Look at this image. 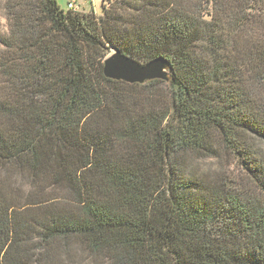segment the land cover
I'll list each match as a JSON object with an SVG mask.
<instances>
[{
  "label": "trees",
  "instance_id": "1",
  "mask_svg": "<svg viewBox=\"0 0 264 264\" xmlns=\"http://www.w3.org/2000/svg\"><path fill=\"white\" fill-rule=\"evenodd\" d=\"M102 5L2 0L0 264H264V0Z\"/></svg>",
  "mask_w": 264,
  "mask_h": 264
},
{
  "label": "water",
  "instance_id": "2",
  "mask_svg": "<svg viewBox=\"0 0 264 264\" xmlns=\"http://www.w3.org/2000/svg\"><path fill=\"white\" fill-rule=\"evenodd\" d=\"M113 49L103 61V73L106 77L128 83H144L153 79L169 80V61L166 57L156 56L141 63L121 50Z\"/></svg>",
  "mask_w": 264,
  "mask_h": 264
},
{
  "label": "rangeland",
  "instance_id": "3",
  "mask_svg": "<svg viewBox=\"0 0 264 264\" xmlns=\"http://www.w3.org/2000/svg\"><path fill=\"white\" fill-rule=\"evenodd\" d=\"M58 4L65 10L69 9L68 3L72 1L73 6L78 11H89L93 10L95 14L102 15L103 14V3H107L108 0H56ZM0 28L2 30H6V20L3 14L2 9V0H0ZM114 49L110 48L109 53H111ZM108 53V54H109ZM214 162H205L204 166L206 168L213 166Z\"/></svg>",
  "mask_w": 264,
  "mask_h": 264
},
{
  "label": "built area",
  "instance_id": "4",
  "mask_svg": "<svg viewBox=\"0 0 264 264\" xmlns=\"http://www.w3.org/2000/svg\"><path fill=\"white\" fill-rule=\"evenodd\" d=\"M68 7L72 9L74 8L72 1L68 3Z\"/></svg>",
  "mask_w": 264,
  "mask_h": 264
}]
</instances>
